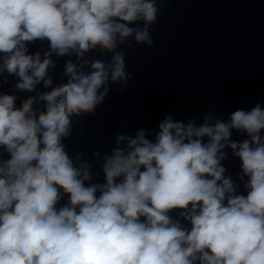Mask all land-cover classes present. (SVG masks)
Segmentation results:
<instances>
[{"label":"clouds","instance_id":"9594fccd","mask_svg":"<svg viewBox=\"0 0 264 264\" xmlns=\"http://www.w3.org/2000/svg\"><path fill=\"white\" fill-rule=\"evenodd\" d=\"M163 6L0 0V89L13 90L0 91V264H264L260 103L228 120L211 110L200 123L168 115L154 139L143 128L116 133L110 151L92 152L102 182L65 145L112 85L122 92L133 80L123 48L154 46ZM64 57L66 79L55 83ZM233 130L247 138L232 140ZM228 149L239 182L226 175Z\"/></svg>","mask_w":264,"mask_h":264}]
</instances>
